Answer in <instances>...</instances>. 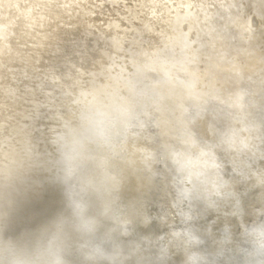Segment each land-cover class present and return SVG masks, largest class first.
<instances>
[{
	"label": "bare ground",
	"instance_id": "1",
	"mask_svg": "<svg viewBox=\"0 0 264 264\" xmlns=\"http://www.w3.org/2000/svg\"><path fill=\"white\" fill-rule=\"evenodd\" d=\"M258 236L264 0H0V264H215Z\"/></svg>",
	"mask_w": 264,
	"mask_h": 264
},
{
	"label": "water",
	"instance_id": "2",
	"mask_svg": "<svg viewBox=\"0 0 264 264\" xmlns=\"http://www.w3.org/2000/svg\"><path fill=\"white\" fill-rule=\"evenodd\" d=\"M190 179H193V177L191 176ZM187 179H184V177L182 178V184L181 187H178V191L179 194H181L182 196H184L185 198L191 200L192 202H199L203 199L207 200V197L210 196L209 195H202L199 198H194L192 199V193L194 192L193 189V185L192 182ZM183 197V198H184ZM183 210H186V207L183 205ZM187 216L182 215L181 218H186ZM253 241L250 242H246L243 243L242 246L240 247V249L238 251H240L239 253H234V254H230V253H225L222 252L216 259H215V264H255L256 262L259 261H263L264 258H262L260 256V249H261V245L260 242H264V239L261 240V237L258 236V240L255 243ZM249 253H253L252 256L248 255Z\"/></svg>",
	"mask_w": 264,
	"mask_h": 264
}]
</instances>
